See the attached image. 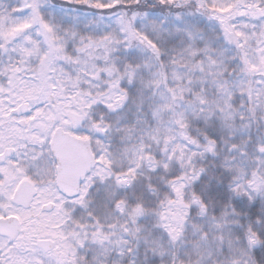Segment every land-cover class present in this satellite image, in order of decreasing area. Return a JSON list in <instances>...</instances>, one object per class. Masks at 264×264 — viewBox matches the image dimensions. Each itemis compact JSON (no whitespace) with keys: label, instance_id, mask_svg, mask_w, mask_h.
I'll return each mask as SVG.
<instances>
[{"label":"snow or ice","instance_id":"6c2138e0","mask_svg":"<svg viewBox=\"0 0 264 264\" xmlns=\"http://www.w3.org/2000/svg\"><path fill=\"white\" fill-rule=\"evenodd\" d=\"M0 264H264V0H0Z\"/></svg>","mask_w":264,"mask_h":264}]
</instances>
